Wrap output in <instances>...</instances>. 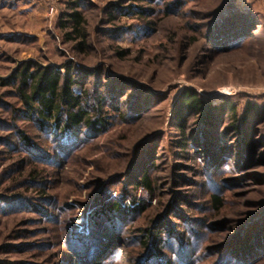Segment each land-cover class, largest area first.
<instances>
[{"label": "rangeland", "instance_id": "obj_1", "mask_svg": "<svg viewBox=\"0 0 264 264\" xmlns=\"http://www.w3.org/2000/svg\"><path fill=\"white\" fill-rule=\"evenodd\" d=\"M234 11L257 25L249 43L212 46ZM28 62L69 67L106 129L42 133L2 84ZM185 91L234 105L239 122L264 107V0H0V264H78L70 244L87 243L109 202L140 212L112 215L110 264H264V115L244 130L223 111L210 153L224 154L207 163L196 118L185 133L174 118Z\"/></svg>", "mask_w": 264, "mask_h": 264}, {"label": "trees", "instance_id": "obj_2", "mask_svg": "<svg viewBox=\"0 0 264 264\" xmlns=\"http://www.w3.org/2000/svg\"><path fill=\"white\" fill-rule=\"evenodd\" d=\"M69 18L74 32L79 33L78 29L83 22L81 15L74 12L69 15ZM254 27H257L254 21H251L246 15L234 11L215 25L209 34L208 40L212 46L226 51L231 48H240L249 43L253 36ZM69 36L68 39L71 38ZM65 70L66 73L62 74V72L52 67L36 66L28 62L16 69L9 78L3 79L2 84L17 88L16 92L28 118L35 120L42 133L54 135V139L61 138L63 134L78 126L87 127L95 132L106 129L104 119L94 120V117L103 113L102 103L98 102L99 104L92 105L88 102L87 94L84 96L76 95L73 88L81 86V83L70 75L71 69L69 67H65ZM225 110L231 115L234 125L241 123L244 130L248 129L251 117L258 118L264 115V107L258 109L255 105L248 104L239 122L237 109L234 105L224 102L222 106H216L212 102L202 99L195 91H185L176 104L174 118L180 121L178 127L180 131L185 133L188 116L196 118L200 135L206 142L201 152H204L203 155L207 163L211 159L216 160L224 154H222L224 152L222 149L217 151V155L211 154L210 151L213 152L219 148L217 143L221 140L218 131L224 117L221 114ZM236 130H239V128H236ZM245 133L243 131L240 135L241 143L249 146L251 139L245 137ZM23 139L25 143L31 144L26 137ZM32 145L28 148L33 147ZM209 147H213V149H209ZM182 148H184V144ZM34 155L36 154L34 153ZM146 173L147 169L143 173L140 185L145 189H150V181ZM212 202L215 206H218L220 199L213 195ZM100 209L97 211V214H100L98 220H102L98 221L95 218L90 237L85 239L87 243L84 244L83 241L82 244H77L75 250L72 249L73 243L70 244V251L76 254L78 264H110L117 262L118 255L114 253L117 247H115L116 245L113 246L111 241L119 233V229H117L112 215L119 212V218L122 221V218L128 219L131 215L140 213L139 209L125 211L117 203L111 202ZM87 256H89L88 259H85ZM65 264H73V262L69 259ZM157 264H165V262L160 259Z\"/></svg>", "mask_w": 264, "mask_h": 264}]
</instances>
